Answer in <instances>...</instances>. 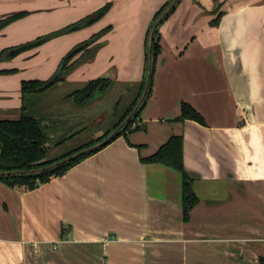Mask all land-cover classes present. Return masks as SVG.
<instances>
[{
    "label": "crops",
    "instance_id": "crops-1",
    "mask_svg": "<svg viewBox=\"0 0 264 264\" xmlns=\"http://www.w3.org/2000/svg\"><path fill=\"white\" fill-rule=\"evenodd\" d=\"M108 1L80 37L0 62L16 68L0 74V118L20 116L23 79L47 80L78 41L110 24L93 59L59 84L110 76L140 87L147 30L165 0H0V19L27 12L0 30V51ZM212 4L181 0L160 24L151 92L124 134L34 189L0 181V264H264V0H222L217 21ZM182 102L204 123L181 119ZM174 134L198 198L187 220L181 172L140 159Z\"/></svg>",
    "mask_w": 264,
    "mask_h": 264
},
{
    "label": "trees",
    "instance_id": "trees-1",
    "mask_svg": "<svg viewBox=\"0 0 264 264\" xmlns=\"http://www.w3.org/2000/svg\"><path fill=\"white\" fill-rule=\"evenodd\" d=\"M170 1L171 0H166L164 3H162V5L154 13L147 30L145 49L147 48V44H146L147 36L153 22L161 14V12L167 7ZM111 6H112V2L108 1L105 4H103L101 7L86 14L85 16L79 18L78 20L70 22L46 34L40 35L36 37L34 40L28 41L25 44H33L34 46H37L50 40L53 37L68 34L75 30H79L84 27L90 26L96 21L100 20L109 11ZM220 7L221 4H219L218 9ZM218 12L219 13L217 14L216 18L213 19V21H217L220 18L222 12L221 11ZM25 15H27V12L22 11L0 19V30L9 23H11L12 21L22 18ZM111 29H112V25L111 24L107 25L104 28L100 29L98 32L92 34L89 39L79 42L71 50H69L66 54L69 53L70 56L61 74L57 78L56 82L62 80L63 74L67 73L69 70L73 69L75 66L82 63V61L90 58L91 55L104 44V41L97 42L93 44L94 46L92 45V43L96 40H99ZM158 29L155 33V38L153 41V55H154L153 73H154L158 54L161 50V46L158 42ZM21 45L4 47L3 49H1L0 62L8 60L13 56H15L16 54L20 53L21 51L12 54V51ZM146 64H147V49H146V59H145V71H146ZM15 70L16 68L0 69V74L11 73L14 72ZM45 81L46 80H40L34 78L23 79L21 81L22 105L20 110V116L18 118H0V171L40 167L48 163H51L53 161H56L58 159H61L105 137L125 118V116L132 110V108L136 104L137 100L139 99L142 93L143 86L145 83V72L137 95L127 106H125L122 109L119 119L103 133V136L97 138L96 140L94 139L89 142L83 143L82 146H79L77 149L70 151L69 153L53 160L46 159L48 152L50 150L49 142L53 140L55 144H60L63 141L69 139L71 136L78 133L79 131H71L72 127L66 126V124L62 125L57 123L58 124L57 125L54 119L56 118L54 116L56 114L53 115L50 114L46 110V108L48 107H44L45 104H42L41 102L38 101L40 99L41 94L48 89V87L45 89H41ZM152 81H153V75H152ZM113 84H114V79H111L107 76H99L88 80L82 87L77 88L68 95H66L64 99L65 100L72 99L75 103L74 109H80L82 111L85 110V108L90 107L94 103V101L98 99L100 95L106 93L112 87ZM151 87H152V82H151ZM151 87L146 99L148 98L151 92ZM125 88L128 90L129 86L127 87L125 86ZM120 101L121 98L118 99V103H116V107L120 104ZM145 102L143 103L137 115L129 122V124L123 129V131H121L118 134V136L124 134L133 125V123H135V120L140 115L145 105ZM181 110H182L180 116L181 119L190 118L200 123H204L203 116L188 103L182 102ZM57 115H61V114H57ZM77 117L78 115L74 117L71 116L69 121L71 123L76 122ZM45 123H48L47 126L45 125ZM58 131H61L63 135L62 137L58 136L59 133H56ZM118 136H116L114 139H116ZM183 139L184 138L182 135H176V134L171 135L169 139L163 144H161L154 153L148 156H141L140 159L144 163H153V162L163 163L168 166L174 167L181 172L182 190H183V196H182L183 217L184 220H187L189 218L190 210L197 203L198 198L196 197L192 189L191 177L188 175V173L184 168ZM113 140H111L110 142H112ZM110 142H108L107 144H109ZM103 147H101L100 149H102ZM98 150L80 155L68 162L58 165L53 169L44 171L39 174L0 176V181H3L11 186L15 184H20L24 186L26 189H34L40 183H44L48 181L53 176L63 175L72 166L79 163L82 159L88 157L89 155L97 152Z\"/></svg>",
    "mask_w": 264,
    "mask_h": 264
},
{
    "label": "rangeland",
    "instance_id": "rangeland-1",
    "mask_svg": "<svg viewBox=\"0 0 264 264\" xmlns=\"http://www.w3.org/2000/svg\"><path fill=\"white\" fill-rule=\"evenodd\" d=\"M221 1L222 0H212L213 3L212 5L216 9L215 10L216 15L219 13L218 6L219 4H221ZM73 16L74 14L72 15L71 13L67 14L65 18L67 19L66 22L62 23L61 25L79 19V18L78 19L75 18L73 20H70V18H73ZM75 31L76 32L73 31V33L67 38L71 40L76 37H80L82 35L81 34L77 36V33L81 32L82 30L79 31L75 30ZM56 37H53L51 39H55ZM89 38L90 37H88L87 39ZM102 38L103 36L99 40L94 41L92 45L97 42H100ZM64 42L65 40L63 39L60 40V43H64ZM119 47L120 44L119 41L117 40L114 42L112 41L107 49L111 51L112 49ZM96 51L87 60L93 59ZM63 77L64 78L66 77L65 74H63ZM84 84L85 83H78L71 81L70 82L64 81L62 82V84L56 82L50 87H48V89L41 94L40 99L38 100L42 104H45L44 107H48L46 108V110L50 114L52 115L56 114L54 115L56 117L54 118L56 124L57 123L62 125L66 124V126L72 127L71 131H79L78 133L71 136L69 139L63 141L60 144H55V142L51 140L49 142L50 150L46 158L48 160L59 158L69 153L70 151L77 149L79 146H82L83 143L89 142L94 139L96 140L97 138L103 136V133L119 119L122 109L134 99L140 88L137 86L136 88L127 90L125 88L126 85L125 86L119 85L117 84V81L114 80V84L106 93L100 95L99 98L96 99L90 107L85 108V110L81 111L80 109H74L75 103L72 99L65 100L64 97L69 93H71L73 90L82 87ZM119 98H121V101L120 104L116 107V103H118ZM57 114H61V115H57ZM76 115H78L77 121L71 123L69 119L71 118V116L74 117ZM61 131L56 132L59 133L58 134L59 137L63 136Z\"/></svg>",
    "mask_w": 264,
    "mask_h": 264
},
{
    "label": "water",
    "instance_id": "water-1",
    "mask_svg": "<svg viewBox=\"0 0 264 264\" xmlns=\"http://www.w3.org/2000/svg\"><path fill=\"white\" fill-rule=\"evenodd\" d=\"M180 2V0H171L170 3L167 5V7L161 12V14L156 18V20L153 22L148 36H147V64H146V71H145V83L143 86L142 93L137 100L136 104L132 108V110L125 116V118L113 129L111 130L105 137L98 140L97 142L83 147L61 159H58L56 161H53L51 163H48L46 165L35 167V168H29V169H13V170H1L0 176H12V175H23V174H39L44 171L53 169L57 167L58 165H61L65 162H68L80 155L90 153L93 151H96L106 145L108 142L113 140L118 134L123 131V129L129 124V122L137 115L140 108L142 107L143 103L146 100V97L149 93L151 82H152V75H153V66H154V55H153V41L155 38V33L157 29L159 28L160 24L163 20L167 18V16L172 12V10L177 6V4ZM33 44H23L17 48H15L12 51L13 53L20 52L22 50H26L29 47H33ZM70 54H66L61 61L59 62L58 66L52 73V75L45 81L44 85L41 87V89H45L52 85L54 82H56L57 78L61 74ZM48 123H45L47 126Z\"/></svg>",
    "mask_w": 264,
    "mask_h": 264
},
{
    "label": "flooded vegetation",
    "instance_id": "flooded-vegetation-1",
    "mask_svg": "<svg viewBox=\"0 0 264 264\" xmlns=\"http://www.w3.org/2000/svg\"><path fill=\"white\" fill-rule=\"evenodd\" d=\"M107 77H109V78L113 79V78H112V77H110V76H107Z\"/></svg>",
    "mask_w": 264,
    "mask_h": 264
}]
</instances>
